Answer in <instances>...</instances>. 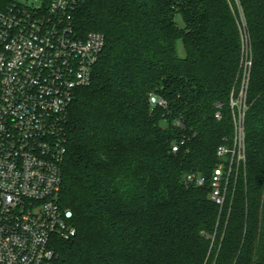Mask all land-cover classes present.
Instances as JSON below:
<instances>
[{"label": "trees", "instance_id": "obj_1", "mask_svg": "<svg viewBox=\"0 0 264 264\" xmlns=\"http://www.w3.org/2000/svg\"><path fill=\"white\" fill-rule=\"evenodd\" d=\"M240 10L253 55L246 164L221 208L210 179L233 145ZM71 21L105 47L64 126L59 202L77 234L54 241L55 264H264V0H76Z\"/></svg>", "mask_w": 264, "mask_h": 264}, {"label": "built area", "instance_id": "obj_2", "mask_svg": "<svg viewBox=\"0 0 264 264\" xmlns=\"http://www.w3.org/2000/svg\"><path fill=\"white\" fill-rule=\"evenodd\" d=\"M75 4L51 0L35 8L14 2L0 10V264H55L54 241L77 234L74 212L59 202L67 152L64 126L76 89L91 83L105 36L77 32L71 21ZM238 24L243 59L241 90L230 102L233 145L219 147L225 160L210 179L211 199L221 208L232 174L246 164L253 55L242 10ZM151 101L167 104L156 96ZM216 117H222L220 111ZM178 150L175 144L173 151ZM186 181L203 186L206 178L190 174Z\"/></svg>", "mask_w": 264, "mask_h": 264}, {"label": "rangeland", "instance_id": "obj_3", "mask_svg": "<svg viewBox=\"0 0 264 264\" xmlns=\"http://www.w3.org/2000/svg\"><path fill=\"white\" fill-rule=\"evenodd\" d=\"M15 1H18V2H20L22 4L29 5V6L35 7V8L40 7L43 4V2H44V0H15ZM177 21H178V23L180 25H183V21H182V19L179 16H178ZM178 53H179L180 56H185L186 55L185 48L183 46L182 41H179V43H178ZM240 90H241V84H240L239 92H240ZM239 92L236 93V94H235V91L233 92L234 93V95H233L234 98H237L239 96Z\"/></svg>", "mask_w": 264, "mask_h": 264}]
</instances>
